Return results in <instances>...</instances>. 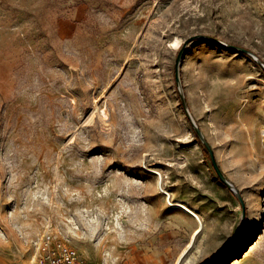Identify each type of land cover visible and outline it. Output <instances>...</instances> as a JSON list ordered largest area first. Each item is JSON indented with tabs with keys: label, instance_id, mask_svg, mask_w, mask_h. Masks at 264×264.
I'll list each match as a JSON object with an SVG mask.
<instances>
[{
	"label": "rangeland",
	"instance_id": "rangeland-1",
	"mask_svg": "<svg viewBox=\"0 0 264 264\" xmlns=\"http://www.w3.org/2000/svg\"><path fill=\"white\" fill-rule=\"evenodd\" d=\"M198 35L264 63V0H0V264L46 228L89 264H264V71L199 40L179 85Z\"/></svg>",
	"mask_w": 264,
	"mask_h": 264
},
{
	"label": "water",
	"instance_id": "water-1",
	"mask_svg": "<svg viewBox=\"0 0 264 264\" xmlns=\"http://www.w3.org/2000/svg\"><path fill=\"white\" fill-rule=\"evenodd\" d=\"M199 40H204L207 42H212L215 45H218L222 48H226L229 51H232L234 53H238L241 54L243 56L248 57L249 59H251L252 61H254L263 71H264V63L263 61H261L252 51L240 47V46H236V45H232V44H226L223 41L217 39V38H211V37H204V36H193L187 40L184 41V43L182 44L181 48L179 49V53L177 56V60H176V64H175V78L177 83L180 85L181 82V78H180V72H181V60L183 58V56L185 55V51L187 49V47L193 43V42H197ZM181 102H182V106L183 109L186 113L187 118L189 119V121L191 122L199 140L202 142V144L204 145V147L206 148V150L209 153V157L211 160V163L217 173V176L219 178V181L225 186L227 187V189L229 191H231L232 194H234L238 201L241 204L242 207V216H241V224H240V228H241V233L244 232V228H245V224H246V218H247V210H246V205L245 202L243 200V197L240 193V191L235 187V185L225 176V174L221 171L220 167L218 166L217 162H216V158H215V154L214 151L212 149V147L210 146V144L208 143V141L205 139L202 131L200 130L199 126L196 124L190 110L189 107L187 105L186 99L184 97V95L181 93ZM235 242L228 245L226 248L222 249V251H220L218 254H216L214 257H212L211 259H209L206 263L204 264H211L213 262V260L219 256H221L222 254H224L225 252H227L232 246H234ZM187 251L185 252V254L181 257L182 259L179 261V264L181 263V261L183 260V258L186 256Z\"/></svg>",
	"mask_w": 264,
	"mask_h": 264
},
{
	"label": "built area",
	"instance_id": "built-area-1",
	"mask_svg": "<svg viewBox=\"0 0 264 264\" xmlns=\"http://www.w3.org/2000/svg\"><path fill=\"white\" fill-rule=\"evenodd\" d=\"M35 264H89L77 250L46 228L39 238Z\"/></svg>",
	"mask_w": 264,
	"mask_h": 264
},
{
	"label": "bare ground",
	"instance_id": "bare-ground-1",
	"mask_svg": "<svg viewBox=\"0 0 264 264\" xmlns=\"http://www.w3.org/2000/svg\"><path fill=\"white\" fill-rule=\"evenodd\" d=\"M174 46H175L176 49L179 50V49L181 48V46H182V40H181V39H177V40L174 42ZM174 201H175V200H174ZM175 202H176L177 204L174 205V206H177V207H179V208L184 209L185 212L194 215V216L200 221V219H199V217H198L197 215H195L192 211H190L189 209H187L185 206L180 205V204H182L181 201H177V200H176ZM198 232H199V230H198L196 233H198ZM235 263H237V262H235ZM235 263H234V264H235Z\"/></svg>",
	"mask_w": 264,
	"mask_h": 264
},
{
	"label": "trees",
	"instance_id": "trees-1",
	"mask_svg": "<svg viewBox=\"0 0 264 264\" xmlns=\"http://www.w3.org/2000/svg\"><path fill=\"white\" fill-rule=\"evenodd\" d=\"M249 60L252 61L251 59H249ZM252 62H253V61H252ZM194 133H195V135H196V138H197V141H198L199 145H200V146L202 147V149H203V152H204L205 156L208 157V158L210 159L208 151L206 150V148L204 147V145L202 144V142L199 140V138H198L196 132H194ZM210 161H211V160H210ZM211 164H212V163H211ZM212 166H213V165H212ZM218 180H219V178H218ZM224 257H225V254H223V255H221V256L215 258L211 264H219V263L223 260ZM204 263H205V262H204ZM204 263H202V264H204Z\"/></svg>",
	"mask_w": 264,
	"mask_h": 264
},
{
	"label": "crops",
	"instance_id": "crops-1",
	"mask_svg": "<svg viewBox=\"0 0 264 264\" xmlns=\"http://www.w3.org/2000/svg\"><path fill=\"white\" fill-rule=\"evenodd\" d=\"M187 250V249H186ZM186 250H184V249H182V250H180L177 254H176V257H182L184 254H185V252H186ZM179 258H177V259H179ZM110 264V263H109Z\"/></svg>",
	"mask_w": 264,
	"mask_h": 264
}]
</instances>
